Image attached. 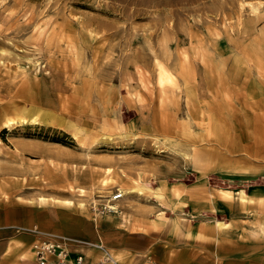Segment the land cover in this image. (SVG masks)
Wrapping results in <instances>:
<instances>
[{
	"label": "rangeland",
	"instance_id": "374dc122",
	"mask_svg": "<svg viewBox=\"0 0 264 264\" xmlns=\"http://www.w3.org/2000/svg\"><path fill=\"white\" fill-rule=\"evenodd\" d=\"M181 182L264 187V0H0V200L30 214L15 231L113 241L119 211Z\"/></svg>",
	"mask_w": 264,
	"mask_h": 264
},
{
	"label": "crops",
	"instance_id": "0c3cea01",
	"mask_svg": "<svg viewBox=\"0 0 264 264\" xmlns=\"http://www.w3.org/2000/svg\"><path fill=\"white\" fill-rule=\"evenodd\" d=\"M244 188L250 201H237L232 190L177 183L172 190L180 195L172 201H150L144 214L119 211L117 239H107L102 225L88 240L103 244L122 264H149L147 254L156 264H264V187ZM9 201L15 200H0V264H38L32 249L36 237L14 228L29 221V207ZM56 215L67 222L79 218ZM66 230L73 238L83 236L76 224ZM74 251L84 253L87 262L101 256L99 249L84 245Z\"/></svg>",
	"mask_w": 264,
	"mask_h": 264
},
{
	"label": "built area",
	"instance_id": "2783aa9c",
	"mask_svg": "<svg viewBox=\"0 0 264 264\" xmlns=\"http://www.w3.org/2000/svg\"><path fill=\"white\" fill-rule=\"evenodd\" d=\"M122 192L117 189L106 200L91 206L92 219L119 211L118 200ZM37 238L34 240V256L38 264H120L119 260L100 242L73 238L64 234L42 231L37 226L32 229ZM77 245L97 248L101 256L93 262H87L84 253L74 251ZM152 264H155L152 262Z\"/></svg>",
	"mask_w": 264,
	"mask_h": 264
},
{
	"label": "bare ground",
	"instance_id": "6f19581e",
	"mask_svg": "<svg viewBox=\"0 0 264 264\" xmlns=\"http://www.w3.org/2000/svg\"><path fill=\"white\" fill-rule=\"evenodd\" d=\"M36 121V120H35ZM5 123V122H4ZM8 124V123H7ZM53 199V198H52ZM54 201V200H53ZM59 201V200H58ZM34 243L32 244V249H33V253H34ZM107 264H111V263H107Z\"/></svg>",
	"mask_w": 264,
	"mask_h": 264
}]
</instances>
